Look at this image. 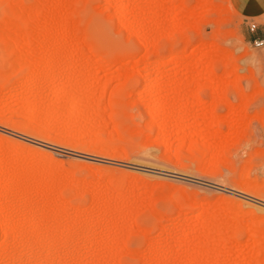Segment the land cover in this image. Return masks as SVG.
<instances>
[{
	"label": "rangeland",
	"instance_id": "obj_1",
	"mask_svg": "<svg viewBox=\"0 0 264 264\" xmlns=\"http://www.w3.org/2000/svg\"><path fill=\"white\" fill-rule=\"evenodd\" d=\"M126 1L123 11L120 0L0 2V20L14 11L13 24L28 22L32 14L31 24L52 27L53 38L62 39L54 68L46 62L58 48L41 45L40 32L30 42L15 43L12 35L0 41V157L14 174L33 169L24 179L28 189L49 170L60 182L46 188L50 200H68L67 213L80 211L85 224L98 220L93 233L73 243L63 236L55 241L48 233L55 222L23 208V227L41 222L47 233L39 243L30 238L24 244L20 236L5 238L0 224V264H21L15 257L25 248V264H120L127 240L140 231L132 230V218L158 201L173 210L163 214L168 222L143 253L146 264L166 253L168 264H190L188 256L199 252L203 239L210 244L202 264H264V243L260 247L252 232L264 231V50L254 43L258 30L234 23L237 0ZM32 3L41 11L30 13ZM158 18L164 22L159 27ZM189 31L198 39H183L166 60L154 62L161 38ZM32 50L39 57L36 83L28 69L12 66L14 51ZM163 114L171 118L166 133L153 123ZM4 199L1 194L0 204ZM227 230L229 241L221 237Z\"/></svg>",
	"mask_w": 264,
	"mask_h": 264
},
{
	"label": "bare ground",
	"instance_id": "obj_2",
	"mask_svg": "<svg viewBox=\"0 0 264 264\" xmlns=\"http://www.w3.org/2000/svg\"><path fill=\"white\" fill-rule=\"evenodd\" d=\"M7 2L8 0H0V2ZM160 1H162V0H160ZM159 1V2H160ZM210 1V0H209ZM158 2V3H159ZM9 3V2H8ZM40 3V2H39ZM165 3V2H164ZM208 3H210V2H208ZM207 3V4H208ZM33 4V3H32ZM212 4V3H211ZM42 5V4H41ZM128 5V3H127V1L126 0H120V2H119V11L121 10V11H123L124 9H126V6ZM209 5V4H208ZM226 5V4H225ZM38 6V7H37ZM160 6H161V2H160V5H159V8H160ZM162 6L164 7V5H163V3H162ZM35 8V9H33L32 10V8ZM209 8L211 7V5H209L208 6ZM214 7V6H213ZM36 8L39 10V11H41L40 10V5H36V4H33V5H31V9L30 10H32V12L31 11H29L30 13H33V11H35L36 10ZM45 8V7H44ZM210 9H212V8H210ZM223 9V8H222ZM49 10V9H48ZM47 10V11H48ZM52 10V9H51ZM51 10H49V12L48 13H46V14H48L47 16V18H49V15H52L53 14V10L51 11ZM217 10H219L218 8H217ZM213 11V10H212ZM5 12V11H4ZM14 11H11L10 12V14L9 15H6V17H4L2 20H0V29H2L3 30V33L2 32H0V41H5V42H7V40H9L8 38V36L9 35H12V40L16 43V42H19V41H26V42H30L31 40H32V37H33V34H34V31H37V32H40L41 33V35L39 36V38L37 39V41L41 44V45H49V43H52L53 42V44L56 46H54L55 48H58L57 49V51H56V55H54L53 57H49V60L46 62V65H47V67H49V68H54V67H56V62H55V60H56V58H58V56H59V49L62 47L61 45H62V39L59 41V39L61 38V37H59V38H57V37H55V38H53V36H54V31H55V29H53L52 27L50 28V27H45L44 29H43V25L42 26H40V25H37L36 23L34 24H31L32 22H30L31 20H32V18H33V16H32V14L30 15L29 13H28V15L27 16H32V18L29 16V17H27L28 19V22H23V21H20L21 19H16V20H18V22H16V24H13V22H15V18H16V16L15 17H12L11 15V13H13ZM216 12H218V11H216ZM16 12H14V14H15ZM176 13H177V11H176ZM18 17V16H17ZM53 16H51V18H52ZM31 18V19H30ZM12 19L14 20V21H12ZM50 19V18H49ZM48 19V20H49ZM30 20V21H29ZM34 21V20H33ZM164 21V20H163ZM176 22V21H175ZM163 24L164 22H161V20L158 18V20H156V25H158L157 27H159L160 26V24ZM47 26V25H46ZM171 26H172V28H174L173 27V25H172V23H171V25H170V27H169V29H171ZM177 26V25H176ZM178 27H179V25H178ZM177 27V28H178ZM8 29H12V31H10V33L8 32ZM6 30V31H5ZM1 31V30H0ZM57 31V30H56ZM69 31V30H68ZM180 31V30H179ZM5 32H7V33H5ZM58 32V31H57ZM64 32H66V31H64ZM55 35H57V34H55ZM67 35V34H66ZM185 36V35H184ZM8 37V38H7ZM6 38V39H5ZM53 38V39H52ZM62 38H64V37H62ZM65 39V38H64ZM77 45H75V51L78 49L77 47H76ZM80 49V48H79ZM11 50H12V48H11ZM61 50V49H60ZM80 51V50H79ZM77 52H78V50H77ZM34 53H35V50H32V51H27V52H24L23 54H19L18 52L16 53L15 51H14V54H13V51H12V54H13V56H14V61H13V64H12V66L15 68L16 67V69H19L20 68V66H21V68L19 69V70H21V71H24V70H26V69H28L29 70V72H30V74H31V78H32V80L34 81V83H36L37 82V80H38V64H37V62L35 61V60H37V58H39V57H35L34 56ZM73 53H74V50H73ZM73 56V55H72ZM220 56H222L223 57V55H220ZM31 57H33L34 59H32L33 61H32V63H22V62H25V61H22V60H25L26 58H31ZM119 57H121V55L119 56ZM8 58L6 57V60H7ZM9 60H11V58L9 59ZM4 62H5V60H4ZM107 62V61H106ZM17 63H18V65H19V67L17 66ZM21 63V64H20ZM16 64V65H15ZM223 64H225V63H223ZM4 65V64H3ZM12 69H10V74H11V71ZM70 71L71 72H74L75 70H74V67L73 68H70ZM1 72H2V70H1ZM13 72H14V70H13ZM12 72V73H13ZM211 72H214V71H211ZM5 74V73H4ZM9 73H8V75H10ZM144 74V73H143ZM215 73H210V77H212V75H214ZM7 75V74H6ZM188 82H190V80H188ZM222 89V88H221ZM222 90H220V92H221ZM219 92V93H220ZM217 93V92H216ZM222 93V92H221ZM75 94V93H74ZM213 94H214V92H213ZM72 95V94H71ZM75 95H77V94H75ZM73 96L74 95H72L71 96V98L74 100V98L76 97V96H74V98H73ZM79 96V95H78ZM214 96H216L215 94H214ZM218 97V96H217ZM76 99V98H75ZM247 101V100H246ZM75 102V101H74ZM247 102H249V101H247ZM229 105H230V108H231V110H234L235 109V104H230L229 103ZM34 115V114H33ZM164 115V114H163ZM156 116L153 120V123H154V125L161 131V130H165V128H167L168 126H169V124L171 125V123H169V120L171 119L168 115L169 114H166V115H164V116ZM35 116V115H34ZM173 119V118H172ZM183 121V120H182ZM217 121V120H216ZM216 123V122H215ZM179 125H180V123H179ZM182 125V124H181ZM165 126H167V127H165ZM171 127V126H170ZM169 129V128H168ZM156 130V129H155ZM170 130H171V128H170ZM169 130V131H170ZM165 132V131H164ZM163 132V133H164ZM166 133V132H165ZM165 141V140H164ZM93 146V145H92ZM112 150V149H111ZM113 151V150H112ZM112 153V152H111ZM0 155H1V153H0ZM113 155H114V152H113ZM17 159V158H16ZM14 162V161H13ZM16 162H17V160H16ZM15 163V162H14ZM13 163V164H14ZM10 164V163H9ZM7 162L5 163V161H3L2 159H1V157H0V195L2 194V195H4V202L3 203H1L0 204V224L2 225V227H3V235H4V237L5 238H7V239H9L10 240V238H12V239H15L16 240V238H23L22 240H23V242H24V244H26L28 241H30V238H34V240L36 241V243H37V241H38V243H39V241L40 240H43L42 238L45 236V233H47V231H46V229L44 228V225L40 222V223H38V222H32L31 223V225L30 226H28V227H23L24 225L22 224L23 222L20 220V218L18 217L19 215H20V213L23 211V208H31L32 210H35L36 212H38V213H40V212H42L43 214H44V217L45 218H43V219H46V220H52V221H54L55 223H52L51 225L53 226V228H50L49 229V232L48 233H50V235H52L54 238H53V240H57V238L59 237V236H63V238H65V240H66V242H72L73 240H76L78 237H82V235L84 234V235H89L90 233H93L96 229H95V226H93V224L95 223V222H97L98 220H93L92 221V223L91 224H85V222H83L82 221V217L80 216L81 214V212L80 211H78L77 213H75L74 215H69L68 213H67V211H66V209H65V206H66V203L68 202V203H70L68 200L66 201V199H63V200H65L66 201V203H64V201L61 199V200H55V201H52V200H50L51 198H49L48 197V195H49V193L47 192V190H46V188L48 187V188H52L53 186H55V184L56 183H59L60 184V182H57L58 180L56 179V178H54V177H52L53 176V174H52V176L49 174V170H48V173L47 174H45L44 176H42V177H40L39 179H37L38 181H36V183L34 182L32 185H30L29 187H31L32 186V188H27V183L25 182L27 179L29 180V178L31 177V176H33L32 175V170L33 169H30L29 171H27V172H25V174H26V176H24L23 175V171L21 170V171H19V174H14L13 172H12V166L11 165H9ZM12 164V165H13ZM18 164V163H17ZM14 165H16V164H14ZM29 169V168H28ZM37 169V168H36ZM39 169H41V168H39ZM38 169V170H39ZM24 170V169H23ZM35 171V170H34ZM41 171H46L45 169H41ZM51 173V172H50ZM29 177V178H28ZM25 178H27L25 181H24V179ZM60 178V177H59ZM34 179V178H33ZM32 179V180H33ZM31 180V181H32ZM2 182L4 183L3 185H2ZM28 182V181H27ZM30 182V181H29ZM27 185H26V184ZM17 185H19V186H17ZM26 185V186H25ZM57 185L58 184H56V187H57ZM73 186V185H72ZM17 187V188H16ZM60 187V186H59ZM58 187V188H59ZM74 187V186H73ZM64 188V187H63ZM56 189V188H55ZM61 189V188H60ZM75 189V188H74ZM76 189H77V187H76ZM76 189H75V192H76ZM59 191H61V190H59ZM78 191V190H77ZM55 192H57V190L55 191ZM80 192V191H79ZM78 192H76L75 194H77ZM74 194V195H75ZM43 196H46V201H45V199H44V201H45V203L44 204H42L41 202H42V200H43ZM59 196H61V194L59 193ZM73 196V195H72ZM81 196V195H80ZM63 196H61L60 198H62ZM71 197V196H70ZM74 197V196H73ZM97 197V196H96ZM54 198V197H53ZM64 198V197H63ZM67 203V204H68ZM6 211V215H2V211ZM45 210H48V211H45ZM35 216L34 217H36V218H38L39 217V215L40 214H34ZM99 219V218H98ZM208 219V218H207ZM208 220H210V219H208ZM63 222H67L66 223V228H65V230H62L63 228H61L63 225H64V223ZM206 222H207V220H206ZM211 222V221H210ZM202 223H204V221L202 222ZM97 224H98V222H97ZM212 224V223H211ZM0 225V226H1ZM86 225V226H85ZM96 225V224H95ZM203 225V224H202ZM205 225V224H204ZM213 225V224H212ZM212 225L210 226V224H209V228H211L212 227ZM81 226L83 227V228H81ZM218 226V225H217ZM234 226H235V224H234ZM218 228H220V226L218 227ZM230 228H232V227H230ZM250 228H252V227H250ZM254 228V227H253ZM217 229V228H216ZM249 229V228H248ZM247 229V230H248ZM204 230V229H203ZM215 230V229H214ZM230 230V229H229ZM232 230V229H231ZM233 230H235L234 228H233ZM232 230V231H233ZM238 230V229H237ZM240 230V229H239ZM246 230V229H245ZM206 230H204V232H205ZM217 231V230H216ZM253 231H255V233L257 234V236L259 235L260 237H257V244L259 243V246L262 244V243H264V242H259V241H261V239L263 238L262 237V232H264V231H260V232H258V229L256 230L255 228H254V230H252V232ZM213 232V231H212ZM231 231H229V233H228V230H227V232H225V233H228V234H226L225 236H224V233H223V235L221 236V237H223L222 239L224 240V239H226V240H228L229 241V237H230V239H232L231 238V233H230ZM235 232H236V230H235ZM247 232V231H246ZM251 231H250V234L252 233ZM87 233V234H86ZM130 233H132V232H130ZM206 233V232H205ZM210 233H211V231H210ZM218 234H220V232H218ZM83 235V236H84ZM203 235H204V233H203ZM203 235H202V237H203ZM208 235V234H207ZM206 234H205V236H207ZM251 235H253V234H251ZM251 235H247L249 238L251 237ZM263 235H264V233H263ZM18 236H20V237H18ZM216 236H217V234H216ZM224 237H226V238H224ZM61 239V238H60ZM79 239V238H78ZM264 239V238H263ZM262 239V240H263ZM20 240V239H19ZM64 240V241H65ZM204 241H201L202 242V244H201V247H200V249H199V252H197V254H192V256L190 257V256H188L189 258H191L190 259V264H202L203 263V261L204 260H206V259H208L209 258V255H208V257H206L205 258V253H206V251L207 250H205L207 247H208V243L210 244V242H208L209 240H207V239H203ZM13 241V240H12ZM58 241V240H57ZM74 242V241H73ZM72 242V243H73ZM231 242V241H230ZM41 243H43V242H41ZM57 243V242H56ZM20 244V243H19ZM28 244V243H27ZM63 244H64V242H63ZM67 244V243H66ZM22 245V244H21ZM56 245V244H55ZM207 247H206V246ZM1 247V246H0ZM53 247L54 246H50L48 249H47V251L46 252H48L49 253V257H50V252H52V251H54L53 250ZM206 247V248H205ZM216 247V246H215ZM215 247H213V248H215ZM261 247V246H260ZM262 247H264V246H262ZM1 248H3V246L1 247ZM0 248V249H1ZM22 248H25V247H22ZM28 248V247H27ZM55 248H56V246H55ZM71 248V247H70ZM74 248V247H73ZM68 249L69 250V253H71V254H75L76 252L74 251V249ZM217 249H218V251H219V248L218 247H216ZM215 248V249H216ZM46 249V248H45ZM151 249V251L152 252H154V253H156L157 252V254H155V255H157L158 256V253H159V249H157V247H151L150 248ZM3 250H4V248H3ZM25 250H26V248H25ZM25 250H23V249H19V255L17 256L18 257V259H17V257H15L16 258V260L18 261H16L17 263H21V264H25V262H26V260H27V256L25 257V255H26V253H24V251ZM264 250V249H263ZM35 251V250H34ZM66 251V250H65ZM218 251H217V253H218ZM258 251H261V253H262V250L260 249H258ZM2 251L0 250V253H1ZM18 252V251H17ZM36 252V251H35ZM68 252V251H67ZM107 252V251H106ZM212 253L213 254H215L214 253V249H213V251H212ZM264 253V252H263ZM18 254V253H17ZM68 254V253H67ZM45 255V254H44ZM76 255V254H75ZM168 255H169V253H166L164 256L162 255H159L157 258H156V260L158 261V262H156V264L158 263V264H168V262H167V260H168ZM73 256V262L74 261H76V258L74 257V255H72ZM111 256V255H110ZM161 256V257H160ZM262 256H264V254L262 255ZM48 259H50V258H48V255H47V257H46V259L45 260H48ZM71 259V258H70ZM52 260V259H51ZM187 260H189L188 258H187ZM262 261L264 260V259H261ZM72 261V260H71ZM169 261V260H168ZM43 263V262H42ZM188 263H189V261H188ZM263 263H264V261H263ZM73 264V263H72ZM174 264H176V263H174ZM255 264H257V263H255Z\"/></svg>",
	"mask_w": 264,
	"mask_h": 264
},
{
	"label": "snow or ice",
	"instance_id": "obj_3",
	"mask_svg": "<svg viewBox=\"0 0 264 264\" xmlns=\"http://www.w3.org/2000/svg\"><path fill=\"white\" fill-rule=\"evenodd\" d=\"M258 4L261 9L260 14L245 15L249 0H238V3H234L232 5L235 13L234 23L237 26L247 24L249 30L253 32L256 30L264 32V0H258ZM213 27L215 26L213 25ZM185 38L195 41L198 36L195 31H189L185 36L176 33L172 37L161 38L158 42V51L152 57L154 62L159 64L160 61L166 60L172 54L169 49L174 51L177 45ZM254 43L264 50V39H257ZM129 44L134 46L132 41ZM4 70L5 72L9 70L7 62L4 65ZM142 208L141 214L134 216L131 222L132 230L135 231L137 226H139L140 231L127 240L125 245L126 255L120 261V264H146L143 259V253L146 248L155 242L154 238L160 232L161 226L168 222L163 214L173 210L172 206L165 205L163 201H158L155 205L146 204ZM260 211L264 215V208L260 209Z\"/></svg>",
	"mask_w": 264,
	"mask_h": 264
},
{
	"label": "crops",
	"instance_id": "obj_4",
	"mask_svg": "<svg viewBox=\"0 0 264 264\" xmlns=\"http://www.w3.org/2000/svg\"><path fill=\"white\" fill-rule=\"evenodd\" d=\"M238 3V0H237ZM261 9L258 4V0H249V5L247 7V10L245 12V15H254V14H260ZM258 38L264 39V32H261L258 30Z\"/></svg>",
	"mask_w": 264,
	"mask_h": 264
},
{
	"label": "built area",
	"instance_id": "obj_5",
	"mask_svg": "<svg viewBox=\"0 0 264 264\" xmlns=\"http://www.w3.org/2000/svg\"><path fill=\"white\" fill-rule=\"evenodd\" d=\"M257 39H260V38H257ZM257 39H256V40H257Z\"/></svg>",
	"mask_w": 264,
	"mask_h": 264
}]
</instances>
